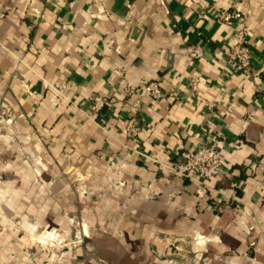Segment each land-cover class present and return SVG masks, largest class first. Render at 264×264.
Segmentation results:
<instances>
[{
	"label": "crops",
	"instance_id": "obj_1",
	"mask_svg": "<svg viewBox=\"0 0 264 264\" xmlns=\"http://www.w3.org/2000/svg\"><path fill=\"white\" fill-rule=\"evenodd\" d=\"M223 11L240 18L218 23ZM238 32L250 76L226 56ZM94 97L110 101L97 116ZM0 106L14 115L0 134V264H32L43 228L69 238L76 209L105 264H182L173 244L189 264H264V0H0ZM208 129L222 170L203 188L168 167Z\"/></svg>",
	"mask_w": 264,
	"mask_h": 264
},
{
	"label": "built area",
	"instance_id": "obj_2",
	"mask_svg": "<svg viewBox=\"0 0 264 264\" xmlns=\"http://www.w3.org/2000/svg\"><path fill=\"white\" fill-rule=\"evenodd\" d=\"M240 16L234 12H220L216 16L218 23L229 24L230 22L239 19ZM235 43L226 54L230 66L237 72L244 76H250V58L251 51L247 45L244 33L238 32L234 35ZM186 55L191 60H200L202 58V51L197 47H188ZM189 92L194 95L198 89V80L195 77L190 78L188 82ZM146 89L152 100L158 102L164 98V94L156 82H151L146 85ZM132 94V91H128ZM110 101L94 97L90 111L93 116H97L104 108L108 107ZM127 133L135 136L138 130L133 126L127 127ZM220 134L214 133L211 130H206L204 144L193 151H184L179 154L180 162L173 163L168 167V170L175 176L190 182L197 183L203 188L207 187L208 182L217 178L222 170V159L219 152ZM222 199H218L215 203L217 211L222 209Z\"/></svg>",
	"mask_w": 264,
	"mask_h": 264
},
{
	"label": "rangeland",
	"instance_id": "obj_3",
	"mask_svg": "<svg viewBox=\"0 0 264 264\" xmlns=\"http://www.w3.org/2000/svg\"><path fill=\"white\" fill-rule=\"evenodd\" d=\"M13 118L14 115L10 108L0 106V134L3 132V125L12 124ZM34 164L40 168L44 166L42 164V159H38ZM40 176L41 175H39V177ZM72 193L74 194L76 192L72 191ZM87 210H89L88 207ZM80 219L78 209H76V211L72 213L70 221L71 232L69 238H59L56 229L55 231H52V228L49 230H46V228L38 230L34 236L27 239L28 244L35 247V252L24 253V257L28 258V262L32 264H36L37 262L38 264H61L63 258L69 252L72 255H78L82 251L80 258L82 264H105L95 256V253L98 252L100 248L95 247L93 243L95 240L90 239L84 232L83 227L85 223ZM85 235L88 236V238L85 237ZM175 247L176 245L173 244L172 249L174 252L172 260L181 262L182 264H189L191 254L189 252L186 253V250L177 251Z\"/></svg>",
	"mask_w": 264,
	"mask_h": 264
}]
</instances>
